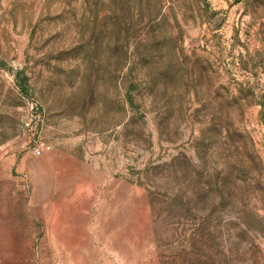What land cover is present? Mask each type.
Here are the masks:
<instances>
[{"label":"rangeland","instance_id":"1","mask_svg":"<svg viewBox=\"0 0 264 264\" xmlns=\"http://www.w3.org/2000/svg\"><path fill=\"white\" fill-rule=\"evenodd\" d=\"M0 264H264V0H0Z\"/></svg>","mask_w":264,"mask_h":264},{"label":"built area","instance_id":"2","mask_svg":"<svg viewBox=\"0 0 264 264\" xmlns=\"http://www.w3.org/2000/svg\"><path fill=\"white\" fill-rule=\"evenodd\" d=\"M29 106H30V110H34V113L32 114V116L28 114L26 118L23 119L22 127L25 130L35 131L36 133H38L40 131L38 127V122L36 123V125H34L35 120L38 119V116L40 115V114H37V112L35 111L37 104L35 103V101H31L29 103ZM35 152L37 154H41L42 149L39 146H35Z\"/></svg>","mask_w":264,"mask_h":264}]
</instances>
